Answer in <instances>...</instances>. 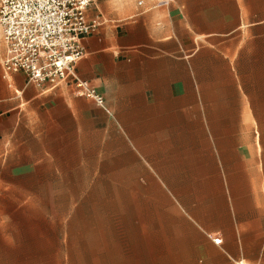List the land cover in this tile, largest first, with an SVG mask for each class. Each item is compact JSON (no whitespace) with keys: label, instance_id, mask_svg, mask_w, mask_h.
<instances>
[{"label":"crops","instance_id":"0c3cea01","mask_svg":"<svg viewBox=\"0 0 264 264\" xmlns=\"http://www.w3.org/2000/svg\"><path fill=\"white\" fill-rule=\"evenodd\" d=\"M163 1L86 10L102 106L0 70V264H264V0Z\"/></svg>","mask_w":264,"mask_h":264},{"label":"built area","instance_id":"2783aa9c","mask_svg":"<svg viewBox=\"0 0 264 264\" xmlns=\"http://www.w3.org/2000/svg\"><path fill=\"white\" fill-rule=\"evenodd\" d=\"M92 2L0 0V34L5 45L3 71L21 72L29 82L51 87L71 77L80 95L102 106V97L74 73L76 62L84 55L83 37L100 25L98 19L86 17Z\"/></svg>","mask_w":264,"mask_h":264},{"label":"rangeland","instance_id":"374dc122","mask_svg":"<svg viewBox=\"0 0 264 264\" xmlns=\"http://www.w3.org/2000/svg\"><path fill=\"white\" fill-rule=\"evenodd\" d=\"M4 43L1 38L0 34V70H2L1 67V60L3 56V51H4ZM92 177L94 181L88 180L86 183L87 189H80V190H72L71 191V196L72 197H87L89 199H94L99 196H101V192H104L105 194H109L111 196V193L113 192L112 190H100L98 187L102 185L104 181H109L111 180V174H99V175H88V178ZM56 196L57 197H63L67 196V191H56ZM54 207H49V206H30V205H25V206H19V207H14V206H9L8 211L10 213L13 212H18L21 214H37V213H44L48 212L49 210L53 209ZM62 206L56 207V210L58 211L59 209H62ZM16 210V211H15Z\"/></svg>","mask_w":264,"mask_h":264}]
</instances>
